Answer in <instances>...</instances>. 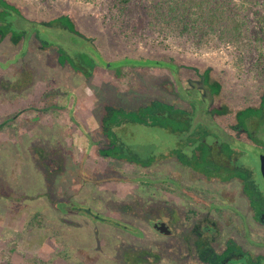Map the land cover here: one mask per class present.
Returning <instances> with one entry per match:
<instances>
[{"label":"rangeland","instance_id":"374dc122","mask_svg":"<svg viewBox=\"0 0 264 264\" xmlns=\"http://www.w3.org/2000/svg\"><path fill=\"white\" fill-rule=\"evenodd\" d=\"M7 1L21 11L11 19L26 37L0 39V264H264L257 150L239 148L244 192L238 181L207 180L189 164L205 136L234 139L224 113L258 106L264 0H233L245 20L237 34L187 30L155 11L159 0ZM63 15L80 34L49 24ZM56 42L72 58L86 51L169 65H128L122 76L92 66L87 77L57 63ZM207 69L221 85L209 102L199 75ZM156 101L190 114L189 129L173 131L179 122L168 114L176 113L158 114L148 107ZM101 116L120 159L98 153L96 144L106 143ZM240 140L251 145L244 134ZM224 188L234 192L225 201Z\"/></svg>","mask_w":264,"mask_h":264},{"label":"trees","instance_id":"16d2710c","mask_svg":"<svg viewBox=\"0 0 264 264\" xmlns=\"http://www.w3.org/2000/svg\"><path fill=\"white\" fill-rule=\"evenodd\" d=\"M120 3L124 5H128L129 3L133 2V0H119ZM155 11L160 13L161 15H172L175 19L178 20L180 24H184V27L189 30L191 27L203 26L205 28H210L213 30H221L222 32H226L227 34H237L241 32V28L245 25V20L239 11L236 9L233 0H159L158 3L155 4ZM20 13L21 11L13 4L9 3L7 0H0V39L5 38L8 34H12L14 37V41L18 42L20 38L26 37V32L23 30H17L13 26L12 22V15L14 13ZM53 27H63L66 29L71 30L77 34H80L73 23V21L66 15L54 18L49 23ZM25 39V38H24ZM52 46V44H51ZM56 47L57 52L59 53V58L62 61H68L72 64L74 69L83 72L86 76L92 74L91 67L94 66H105L111 69H114L117 76L124 75V66H131L133 68H140V67H147V66H162V65H169L168 63H164L157 59H150V58H130L125 57L123 59H119L117 61H108L105 59L103 55L97 52L98 56L94 57L89 52H77L78 54L72 58L68 57L65 53L68 52L67 46L60 42H56L53 44ZM60 48V49H59ZM201 76V81L205 87V90L209 91L210 93H219L220 92V84L218 81L210 78V69L205 70L204 73L199 74ZM205 91L203 94V98L208 96V92ZM207 95V96H206ZM148 107H151L152 110L157 109V113L160 115H164L168 112H175V114H168L169 119H174L173 122L178 123L177 130H173V127L170 125L167 128L173 131H186L189 129L188 124V114L187 112L179 113L178 108L175 105H163L160 102L156 101V103H152ZM147 108V107H144ZM120 110V109H118ZM151 110V111H152ZM252 111V112H250ZM144 112V111H142ZM141 112V113H142ZM258 112V111H257ZM118 114V112L116 111ZM256 113L254 110H246L242 111L238 115V123L239 125H243L244 128H248V118L250 115ZM146 113H142V119H145ZM141 119V120H142ZM184 120V121H183ZM105 128V132H107L110 136L112 135L111 132V124L110 121L105 120L103 124ZM108 127V130L106 129ZM190 131V130H189ZM112 137V136H111ZM212 140L208 141H201V146L205 149H208L207 153L203 154V162L196 163L198 169H204V165L211 166L215 164L219 170V166L227 165L224 160V154H222V158L219 157L218 146L215 143H210ZM229 146V145H228ZM233 146V147H232ZM232 150L228 149L227 152H231V166L228 168V171L234 173L235 175L240 171L237 169L235 164V160L237 158V152L234 149V145L232 144ZM117 148V147H116ZM215 149L216 157H211L213 150ZM106 154L111 156L118 157L117 152L111 150V148L106 149ZM228 154V153H227ZM195 155V154H194ZM229 156V154H228ZM123 157V156H122ZM230 157V156H229ZM128 160V159H126ZM130 160L134 161L133 158ZM204 164V165H203ZM201 166V167H200ZM240 174V172H239ZM245 175H247L245 173ZM252 177V175H250ZM144 185H150L151 183H143ZM90 214L94 215L96 218H101V216L94 214L91 210H87ZM117 223H121L120 221L116 220ZM121 225V224H120ZM131 253V252H130ZM129 253V254H130ZM145 255V254H144Z\"/></svg>","mask_w":264,"mask_h":264},{"label":"flooded vegetation","instance_id":"af4514ba","mask_svg":"<svg viewBox=\"0 0 264 264\" xmlns=\"http://www.w3.org/2000/svg\"><path fill=\"white\" fill-rule=\"evenodd\" d=\"M11 38H13L14 40V37L12 36V34H8ZM59 65H67L68 67H70L71 69L75 70V71H78V72H81L79 70H76L74 69V67L72 66V64L68 61H62L61 59H59V62H57ZM105 67V66H103ZM105 68H108V67H105ZM83 73V72H82ZM204 73V72H203ZM85 75V74H84ZM86 76V75H85ZM90 76V75H89ZM88 77V76H87ZM205 88V87H204ZM220 90H221V85H220ZM207 91V90H205ZM208 92V96L206 97V100H208V102L211 100L213 101L214 99V93H210L209 91ZM218 94V93H217ZM205 100V101H206ZM222 107V106H221ZM112 108H115L118 110V108L116 107H108V109H112ZM254 110L256 113L250 115L248 118H246L248 120V128H244L243 125H239L238 123V115L239 113H241L242 111H246V110ZM258 111V112H257ZM252 112V111H250ZM216 113V112H214ZM230 113L234 114V123L232 122V116L230 115ZM226 115V118H230V125L231 127L227 128V126H230V125H225V126H222L225 130L227 131H230V130H235L237 133L235 134V137H233L234 139L231 141H229L228 139L227 140H222V139H219V136L216 135L215 133H211L209 136H205L203 141H208V140H212L210 143H215L217 144L218 146V155L219 157L222 158V154H224V160L226 162L227 165L225 166H219V170L217 168V166L215 164L211 165V166H206V164L204 165V169H198L195 161L197 163H202L204 160H203V154L207 153L208 149H205L203 146H201L200 144V147H202L203 151H200L201 155H198V154H193L192 156V159H189V164L190 166H192V168H194V170H196L198 173H200L201 175H204V177L207 179V180H219L221 182H225V183H228L230 181H233V180H236L238 181L239 183H241L242 187H241V191L244 192L245 190L249 189V188H245L244 186H249L248 185V182L244 183V179H242V174H239V172L241 173V168H243L245 165L241 162L240 163V160H239V157L238 155L240 154H243L244 153V150L240 151L239 152V148L242 146H246L248 149V147L250 148H254L257 150V155H258V162H259V173L261 174V155L264 154V91L262 92V95L260 97V100H259V103H258V106H246L244 108H241V109H229V112L228 113H224ZM102 117V116H101ZM184 121V120H183ZM37 122H40V121H37ZM102 122L103 124L105 123V119L102 117ZM226 123H229L228 121H226ZM232 123V124H231ZM104 127V126H103ZM230 129V130H228ZM188 132V131H187ZM103 138H105L104 140H106V143L104 141H102V144H100L99 142L96 144V146L99 148V151L98 153L103 155L104 157H110L111 160H117V159H120V157H116V156H111V155H107L106 154V149H109L111 148V150H114V152H117L118 156H119V153L120 151L118 150V148H116V140H115V137L114 135L112 134L111 136L103 131L102 132ZM245 135L246 138H248V140L250 141L251 145H248L246 142L240 140V135ZM200 137V134L198 135ZM41 139V138H40ZM47 141V140H46ZM72 142V141H71ZM33 143V142H32ZM63 144V143H61ZM72 144V143H71ZM232 144L234 145V149L236 150L237 152V158L235 160V164L237 166V169L240 170V171H237L238 173L235 175L234 173H231V171H228V168L231 166V152H227L228 149L232 150L231 148L233 147ZM229 145V146H228ZM32 146V145H30ZM36 146L39 147V144L36 142ZM41 146H45V144L42 142V139H41ZM48 146H52V144H48ZM53 146H60V144L58 143H54ZM232 146V147H231ZM42 148H40V151H41ZM209 152V151H208ZM229 156H228V154ZM43 155V153H42ZM198 156H201V158H198ZM211 157H215L217 156L216 153H215V149L213 150L212 154H210ZM40 160H51V158H47L46 159V156L43 155L42 157L39 158ZM61 162V161H59ZM201 167V166H200ZM60 163L56 166H55V169L58 170L60 169ZM242 172L246 173L248 175V178L246 177V179H249L250 175H252L251 171L248 169V168H244L242 170ZM262 176V174H261ZM263 178V176H262ZM264 180V178H263ZM226 189V188H224ZM223 189V190H224ZM241 192V194H242ZM233 191H227L224 190L222 191V197L224 198L223 200H228L229 198H226L225 195L228 197L230 195H233ZM232 201V200H231ZM224 204H226V202H223ZM211 203H209L208 205H210ZM215 205V203H214ZM210 208H213L212 206H210ZM85 209V208H83ZM86 211L87 210H91L92 212L93 209H85ZM88 212V211H87ZM89 213V212H88ZM90 214V213H89ZM227 255V253H226ZM229 257H232L230 255L227 256V260L229 259ZM241 258V257H240ZM243 258V257H242Z\"/></svg>","mask_w":264,"mask_h":264},{"label":"water","instance_id":"95a60500","mask_svg":"<svg viewBox=\"0 0 264 264\" xmlns=\"http://www.w3.org/2000/svg\"><path fill=\"white\" fill-rule=\"evenodd\" d=\"M261 174L264 178V154L261 155Z\"/></svg>","mask_w":264,"mask_h":264}]
</instances>
